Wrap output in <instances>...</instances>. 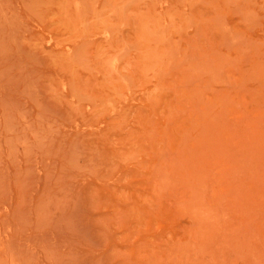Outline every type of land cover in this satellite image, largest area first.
<instances>
[{
    "label": "rangeland",
    "instance_id": "rangeland-1",
    "mask_svg": "<svg viewBox=\"0 0 264 264\" xmlns=\"http://www.w3.org/2000/svg\"><path fill=\"white\" fill-rule=\"evenodd\" d=\"M0 264H264V0H0Z\"/></svg>",
    "mask_w": 264,
    "mask_h": 264
}]
</instances>
